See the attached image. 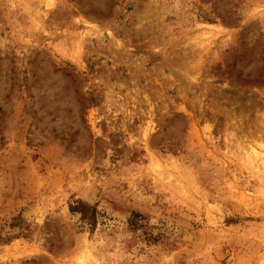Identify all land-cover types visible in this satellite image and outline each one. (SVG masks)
<instances>
[{
	"label": "rangeland",
	"instance_id": "rangeland-1",
	"mask_svg": "<svg viewBox=\"0 0 264 264\" xmlns=\"http://www.w3.org/2000/svg\"><path fill=\"white\" fill-rule=\"evenodd\" d=\"M0 264H264V0H0Z\"/></svg>",
	"mask_w": 264,
	"mask_h": 264
},
{
	"label": "trees",
	"instance_id": "trees-1",
	"mask_svg": "<svg viewBox=\"0 0 264 264\" xmlns=\"http://www.w3.org/2000/svg\"><path fill=\"white\" fill-rule=\"evenodd\" d=\"M83 208H86L84 205H82V204H78L77 206H72V207H70V211H72V212H80V214L82 215V219H89V220H92V217L90 216V215H88V214H86L82 209ZM88 209V208H87Z\"/></svg>",
	"mask_w": 264,
	"mask_h": 264
}]
</instances>
